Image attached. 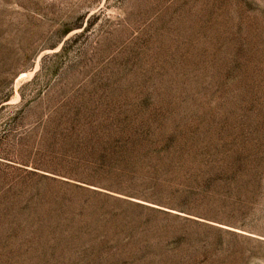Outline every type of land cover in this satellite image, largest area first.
I'll return each instance as SVG.
<instances>
[{
	"label": "rangeland",
	"instance_id": "374dc122",
	"mask_svg": "<svg viewBox=\"0 0 264 264\" xmlns=\"http://www.w3.org/2000/svg\"><path fill=\"white\" fill-rule=\"evenodd\" d=\"M0 264H264V0H0Z\"/></svg>",
	"mask_w": 264,
	"mask_h": 264
}]
</instances>
